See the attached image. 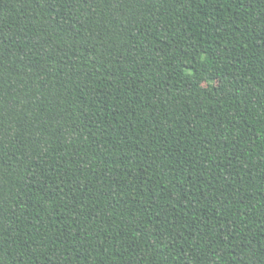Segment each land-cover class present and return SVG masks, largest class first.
Wrapping results in <instances>:
<instances>
[{
	"label": "trees",
	"instance_id": "trees-1",
	"mask_svg": "<svg viewBox=\"0 0 264 264\" xmlns=\"http://www.w3.org/2000/svg\"><path fill=\"white\" fill-rule=\"evenodd\" d=\"M0 264H264V0H0Z\"/></svg>",
	"mask_w": 264,
	"mask_h": 264
}]
</instances>
